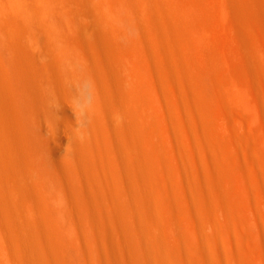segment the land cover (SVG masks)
<instances>
[{"label":"bare ground","instance_id":"obj_1","mask_svg":"<svg viewBox=\"0 0 264 264\" xmlns=\"http://www.w3.org/2000/svg\"><path fill=\"white\" fill-rule=\"evenodd\" d=\"M87 1L0 0V264H249L229 239V181L241 185L251 166L225 138L248 144L238 132L259 106L235 77L219 81L208 29L192 20L205 8ZM217 7L212 15L232 28L231 61L264 90V0ZM83 24L96 26L94 40L83 39ZM37 46L53 69L35 62ZM205 63L217 106L201 83ZM44 66L47 80L74 93L83 148L60 164L34 87ZM253 179L259 189L256 171ZM254 201L262 207L264 196Z\"/></svg>","mask_w":264,"mask_h":264},{"label":"rangeland","instance_id":"obj_2","mask_svg":"<svg viewBox=\"0 0 264 264\" xmlns=\"http://www.w3.org/2000/svg\"><path fill=\"white\" fill-rule=\"evenodd\" d=\"M89 1H87L88 4H89ZM184 1L187 4H191L194 6L197 5V7L199 8L202 6L201 7L202 9L205 8L203 9L202 16H200L199 18L198 17L193 18L192 20L194 23H198L199 25L205 26L208 29V32H209L208 36H210V40H212V43H211L212 47L210 50L211 58H213L212 62L214 65H216L215 67L217 71L219 72V75H220V77L218 76L219 81L225 82L226 78H229L231 76L235 77L241 84H244L250 87L251 94L253 95L254 101L255 102L258 101L256 102V104H258L259 106V110H257L258 121L257 119L254 120L252 117L251 118L253 120H250V116H248L245 121L247 120L249 121H247V123L244 121L246 124L244 123V126H242L241 130L238 132L239 134H242L243 136L247 137L248 144L245 145V144L240 143L239 141H234V139L233 138L230 139L229 136L225 138L227 143L231 144L234 151H236L241 156L242 160L240 162L249 164L248 166L249 167L251 166L250 167L251 170L249 171L253 173L251 175H250V172L246 173V176H243V179H244V180L242 179L243 181L239 179L240 181H242L240 182L241 185H239L238 183L239 181L238 182L236 181L238 178L236 180H233V178H235L236 176L235 177L233 176L231 178L232 181L230 179L231 182L229 181L230 187L231 186L233 187V188L231 187V189L233 191L234 197H236L233 204H234V207H235V204L237 206L235 207V210H237L235 220L232 219V222L234 223H231V228L233 227V229H230L231 231L229 233V239L232 242L233 250L235 251V253L242 254L244 258H247L250 261L247 263L254 264L255 262H257V259L259 258V256H262L260 257V259L261 258L264 259V247H263L264 243H261V241L264 242V205H262V207L261 205H259V208H258V204L256 206L255 204L256 201H254L256 197L258 198L259 196H264V90H262L261 87H259V85L255 84V82L250 83L247 75L243 72L242 68L239 67L237 62L234 59L233 60L235 62L231 61L230 51H232V48L230 45H232V42H231L229 35L230 33H232V28L229 27L228 29V26H226L227 27L226 29L225 25H224V28L222 27L223 24L220 21H218V17L217 19L215 18L216 17L215 15L218 11L217 12L215 11V13H213L212 15V9L214 7L219 8L217 6L219 5V3H221V0H184ZM245 1L248 2V0H245ZM250 9L254 10V7L250 5ZM216 10H219V9H216ZM218 15L220 16V14ZM246 21L253 27H255V25L257 24L255 19L252 17L251 18L246 17ZM82 27H83L82 35L84 36V37L82 36L83 39L94 40L92 39L93 38L92 34H94L93 31L96 29V26H93V25L88 26V24L87 25L83 24ZM89 35L91 36L89 37ZM94 37H96V40L99 39V37L96 35ZM228 37H229V40H228ZM249 37L251 39L253 38L254 40H256V42L259 45H263L261 38L255 33L250 34ZM37 48L39 49V46H37ZM225 49L226 50L228 49V51H225ZM32 50L34 51V53H36L35 55L37 56L35 57L37 58L35 62L38 61L39 62L38 64L41 66L46 65L45 63H48L47 64L48 67L52 69L54 68L53 66H51V64L47 60H46L47 62L45 61V63H43V61L46 58L45 59H42V58L45 57L46 55L45 54H43L45 56L41 55V52H39L40 49L36 51L35 48H33ZM37 53H39L42 56V58H39L40 61L38 60V57L40 56H38L39 54ZM226 54L227 55L229 54L228 55L229 57H226ZM149 57L154 62L158 61L157 58L153 55ZM227 58H230V60ZM38 64H36L35 66L36 67L38 66L40 68L41 66H39ZM235 64L238 66V68H236ZM203 65L206 68L202 67L203 74L205 72L204 76L201 77L202 86L206 90L208 99L211 102H213V104L220 105V103H222V98L218 94V92L215 91L213 87H211L212 84H210V80L206 76L208 72L207 69L209 66L206 65V63ZM39 68L38 69L35 68L36 70L34 69L36 71V73L34 72V79L39 76L37 80L36 79L34 80V84L36 82V85H34V87L41 90V91H38L36 89V91L41 92L40 94L37 92V101L39 100L37 102L39 104L37 105L38 106L40 105L39 108L42 106L43 109H45V111L49 108L46 112V118L43 121L42 135L47 142V146L49 150L51 152L53 151L56 152L55 161L59 164L64 163V162H69L71 159L72 160L76 159L74 155L79 156L81 154L80 152H82L81 149H83L81 148L79 143H77V139L79 138V132H78L79 124H78V119L76 117V112L73 106L74 93L70 92L69 90L67 91L66 88L58 84V82H55L56 79L53 81V83H52V80L51 82L50 80H47V78L44 77V75H46L45 74L46 70L44 71L43 69L46 67L44 66L40 70ZM46 69L48 70V68ZM40 79L41 81L44 79L46 80V82L44 80L41 82ZM47 82L51 87L48 86ZM56 83L58 84V89H55ZM47 86L49 87V89ZM24 94H28V92L26 91ZM43 105H45V107ZM218 112L220 113V111L218 110L217 112H214L215 116L217 114L216 118L220 117L218 115H220L221 113L218 114ZM67 113H69L71 116L67 115ZM176 146L178 147V144H176ZM77 152L80 154H78ZM235 165H237V162H235ZM180 169H181L182 174L185 177H187L188 175L187 167L181 162H180ZM255 171H256V176L260 183L259 189L255 188L254 186L255 184L253 185V180H254L253 177L255 178ZM52 174L54 175V172H52ZM252 175L254 176L252 177ZM159 178L161 179V181L164 179L162 176H160ZM245 178H246V181H245ZM244 181L246 182L245 184H243ZM202 237H201V240L203 239ZM255 237L257 239H255ZM258 237H260L261 239ZM239 238H241L242 243H243L242 250H240L238 246ZM257 240L262 244L263 248L261 247V244H259ZM257 243L259 245L258 246L259 249L258 247H256ZM182 247L183 249L185 248L184 245H182ZM71 256L73 258L75 257V259L77 258L76 259L77 261L80 260V258H78L80 256L77 254V252L74 253L73 250H71Z\"/></svg>","mask_w":264,"mask_h":264}]
</instances>
